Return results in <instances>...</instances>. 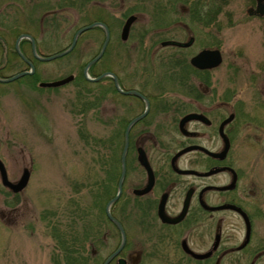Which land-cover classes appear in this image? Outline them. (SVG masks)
Returning <instances> with one entry per match:
<instances>
[{
	"label": "rangeland",
	"instance_id": "rangeland-1",
	"mask_svg": "<svg viewBox=\"0 0 264 264\" xmlns=\"http://www.w3.org/2000/svg\"><path fill=\"white\" fill-rule=\"evenodd\" d=\"M31 1L0 0V77L28 71L27 61L39 77L34 82L26 77L30 74H24L0 82V159L11 181L19 178L23 168H28L30 173L26 186L17 193L0 183V264H67L66 260L97 264L120 242V232L104 208L105 202L114 197L118 172L108 182L110 194L105 199L99 197L98 191V184L104 182L100 158L105 157V140L112 134L116 116L127 117V107H138L137 113L141 106L123 97L109 76L102 77L110 78L102 84L114 92L105 91L93 107H89L93 97H85L76 81L57 87L38 86L40 81L75 75L80 70L83 75L85 64L102 45L101 26L82 31L73 49L47 61L33 55L28 38H21L16 49L17 38L21 34L30 36L36 55L48 56L65 49L78 28L96 21L104 23L109 31L105 53L101 55L104 58L100 57L89 67L88 75L97 77L106 71L114 72L121 89L132 85L152 97L162 93L163 110H152L148 121L158 125L155 130L159 132L158 145L170 146L168 154H151L153 161L157 165L163 162V171L169 173L166 162L180 138L174 131L176 107L186 97L175 90L173 83L164 84L160 76H170L166 81L173 80L178 67L171 65L173 57L180 54L188 58L201 48L217 47L223 61L209 73L214 95L239 98L261 116L264 114V18L246 13L255 0H176L174 5L173 0H65V7L61 8L56 0ZM191 4L200 8L196 17ZM160 8L165 13L169 10L168 14L158 17ZM46 11L56 14L53 29H48V17L42 19ZM129 14L138 16L130 26L127 39L122 41L120 30ZM189 34L195 37L194 43L181 52L175 47L159 45L165 39L184 41ZM118 40L126 42V46H120ZM257 91L261 93L259 102L255 97ZM82 131L102 139L98 147L92 149L82 138ZM243 143L234 141L238 145L235 154L240 157L239 163L255 173L258 189L256 207L251 208V241L246 251L226 255L218 264L251 261L264 264V254L250 260L254 247L264 249V139ZM191 156L192 153H186L179 161L180 166H187ZM190 179L185 176L179 181ZM119 198L120 195L113 202L114 210L110 209L112 217L117 205L124 202ZM116 212L114 218L121 219L126 237V248L120 254L127 250L142 251L136 264H214V260H185L179 249L182 237H188L194 251L209 247L215 225L206 221L204 215L195 213L193 207L173 232L160 229L153 215L126 217L122 210ZM222 231L230 232L228 241L234 245L243 239V224L237 218L225 217ZM112 259L109 264H115Z\"/></svg>",
	"mask_w": 264,
	"mask_h": 264
},
{
	"label": "flooded vegetation",
	"instance_id": "flooded-vegetation-1",
	"mask_svg": "<svg viewBox=\"0 0 264 264\" xmlns=\"http://www.w3.org/2000/svg\"><path fill=\"white\" fill-rule=\"evenodd\" d=\"M49 12L50 11H46L42 16V19L44 16L48 15ZM189 37H192L193 41L187 47H164H175V50L178 52L186 50L193 45L195 40V37L192 34H189L184 41L188 40ZM29 46L31 51V43H29ZM206 48L218 49L220 51L221 64L223 56L221 50L217 47L201 48L190 54L188 58L184 55L176 54L177 56L175 58L173 57V61H170V63H172L171 65L175 66V68L176 65H178L176 68L177 70L175 69L176 71H174V80L164 81V84L170 85L173 83L175 90L179 91L186 97L184 101L179 100L178 102L182 103H178L179 105L176 107L178 116H176L177 118L174 120V131L179 134L180 138L179 145L177 148L175 147V149L173 148L174 150L170 151L172 153L166 162L167 167L169 168V173L163 171V162H161L160 165H157V163L153 161V155L151 154L155 152H159L161 155L168 154L170 146L161 145L160 147V145H158V140L156 138L159 136V132H155L158 125L156 123L152 124L148 121V117L152 110L155 109L157 112L162 109L160 106L162 104L161 102H164L161 98L162 93L152 97L150 93L142 90L138 86L131 85L122 88L125 91H135L141 95L123 94V97L129 99L131 103L141 106V109L137 113H135V111L138 107H127L129 114H127V117L123 116L125 120L127 118L122 130L123 138L126 126L138 116L142 114L144 115L137 119L128 130L125 172L121 183L119 198L120 200L123 199L124 202L122 205L121 203L117 205L118 207L112 212V215L117 217L116 211L118 210H122L126 217L141 215L144 217L153 215L156 220L159 221L160 229H164L165 232H173L186 220L193 207L195 213L198 215H204L206 221H209L210 224L213 222L215 225L209 247L205 251L211 248L214 237L217 233L219 234L218 244L208 257L202 259L192 257L183 249L182 243L193 250L188 243V237H182L180 239L178 244L179 249L185 255L186 258H183L185 260H214L215 263L216 260H223L226 255L238 253L245 249L247 250L251 241L253 222L251 208L254 209L256 207L258 197L257 183L253 175L255 173L252 174L247 167L239 163L240 157L235 154L238 145H234V141L236 142L237 139L240 140L241 145L244 141L248 142L251 139L261 142V140L264 139V114L262 113L261 116L254 114L252 112V107L246 106L239 98L214 95L212 91V83L209 79V73L220 64L215 67L198 68L190 62L193 56ZM180 56L184 58L180 60ZM185 64H187L189 68H187V65ZM116 78L119 82L117 76ZM157 92L158 91L154 92V94ZM259 94L261 93L257 91L255 95L258 102V98L260 97ZM258 105L261 106L260 103H258ZM168 106L170 105L168 104ZM187 114L191 115L190 118L182 122L183 117ZM151 125L153 127H151ZM181 129L185 131H182ZM254 130L258 131L256 132L257 134L254 133ZM185 147H191V149L172 160L175 153ZM159 148L161 151L158 150ZM122 149L123 144L119 156L118 176L115 179L114 184V195L117 193L118 189ZM140 149L146 156L152 171V178H150L148 170L138 159V151ZM186 153H192V156L188 165L181 167L179 161ZM172 163L178 169H187L194 172L188 174L179 173L173 169ZM165 169L166 168L164 167V170ZM172 175H175V177ZM185 176H189L191 179L183 183L181 182V179ZM1 185L4 186L2 183ZM98 186L100 195L102 190H104V187L101 183L98 184ZM4 187L11 191L8 187ZM188 192L189 200L183 217L177 222L162 221L159 217L160 211H162L164 216L169 218L177 217L181 213ZM109 200L110 199L105 202L104 208ZM205 205L207 207H204ZM222 205L230 206L216 209V207ZM233 207L242 210L250 222V239L241 249L236 248L242 240L237 245H234L230 243V240L228 241L230 238V232L224 233L222 231V222L225 217L229 216L231 218L239 219L243 224L245 232L244 219ZM110 209H112V211L114 210V203L110 205ZM135 211L138 212L134 213ZM233 227L230 229L235 230ZM115 229L119 231L116 226ZM167 238L168 236H166V239ZM125 244L126 243H124L123 247L112 260L116 261L122 259L126 261V264H136L135 260H141L142 251L138 250L136 252V250H127L126 253L120 254L126 248ZM118 246L119 244L114 250H116ZM95 252L96 251H94L93 254H96ZM111 253H109L107 257ZM147 253L150 254V252ZM251 253L253 255L250 260H256L264 254V249L254 250L253 252L250 251V254ZM106 258H104V260ZM115 264L117 263L115 262Z\"/></svg>",
	"mask_w": 264,
	"mask_h": 264
},
{
	"label": "water",
	"instance_id": "water-1",
	"mask_svg": "<svg viewBox=\"0 0 264 264\" xmlns=\"http://www.w3.org/2000/svg\"><path fill=\"white\" fill-rule=\"evenodd\" d=\"M246 13L248 15H259V16H263L264 17V0H256L255 6H248L246 8ZM137 19V14H129L121 27L120 30V39L122 41H125L128 37V32L130 29L131 24ZM94 26H101L104 30V39L102 42V45L100 47L99 52L92 58L90 59L84 66L83 68V75L86 79H89L90 81H97L100 78L104 77V76H109L112 78L114 86L117 88V90L122 93V94H135L137 96H141L139 95L137 92L135 91H125L123 89H121L118 86V81L116 78V75L113 72H103L100 75H98L97 77H91L90 75H88V69L89 67L95 62L97 61V59H99L101 57V55L103 54L106 45L108 43L109 40V31L106 27V25L102 22L96 21L93 23H90L88 25L82 26L80 28H78L73 37L72 40L70 42V44L63 50L56 52L54 54L48 55V56H39L36 55L35 53V49H34V42L33 39L26 35V34H21L16 42H15V47L16 49L18 48V42L21 38H28L32 44V50H33V55L38 58L39 60H43V61H47V60H51V59H55L57 57H61L64 56L66 53H68L71 49H73L74 44L77 40V37L79 36V34L82 31H85L91 27ZM193 41L192 37H189L188 40L186 41H178V40H174V39H167V40H163L160 42V46H177V47H187L189 46ZM20 54V53H19ZM20 56L22 57V55L20 54ZM23 58V57H22ZM190 62L195 65L198 68H208V67H215L217 65L220 64L221 62V55H220V51L218 49H210V48H206V49H202L201 51H199L195 56H193L190 60ZM27 63L29 64V70L28 71H23V72H19L13 76H10L8 78H1L0 77V82H7V81H11L13 79H16L19 76H22L24 74H31L33 72V66L30 62L27 61ZM74 75L73 74H68L66 76H63L61 78L55 79V80H50V81H40L38 82V86L39 87H57V86H61L64 85L68 82H70L73 79ZM144 114L138 116L137 118H135L134 120H132L125 128L124 131V138H123V149H122V153H121V171H120V176H119V180H118V189H117V193L114 195V197H112L105 206V211L106 214L108 215V217L110 218V220L114 223V225L117 227V229L120 232V242H119V246L117 247L116 250H114L103 262L102 264H109L111 259L116 256L118 254V252L120 251V249L123 247L124 243H125V232L124 229L121 225V223L115 219L114 217H112L110 215V205L117 199V197L120 195V188H121V183L124 177V172H125V154H126V150H127V144H128V130L130 128V126L140 117H142ZM190 114H187L186 116L183 117L182 122H184L185 120L190 118ZM182 131H185L183 129H181ZM191 147H185L183 149H180L178 152L175 153L174 157L172 158V160H174L176 157H178L179 155H181L184 152H187L188 150H190ZM138 159L140 161V163L148 170L149 176L150 178H152V171L150 169V166L148 164V161L146 159V156L144 154V152L140 149L138 151ZM172 167L175 171L179 172V173H193L194 171L192 170H181L176 168L173 163H172ZM29 170L28 168H23L21 175L19 176V178L16 181H11L9 180L7 173H6V169L5 166L2 162V160L0 159V182L8 187L12 192H19L21 191L27 184L28 182V178H29ZM188 200H189V192L186 195V198L184 200V204H183V208L181 213L177 216V217H173V218H169L167 216H164L162 211L159 212V217L162 221L164 222H177L179 221L186 209H187V205H188ZM230 206V205H229ZM227 205H222V206H218L216 207V209H220V208H226L229 207ZM204 207H207L206 205ZM232 207V206H231ZM235 210H237L242 218L244 219V223H245V232H244V237L242 242L237 246L236 249H241L242 247H244L250 239V222L246 216V214L240 210L239 208L233 207ZM218 240H219V234L217 233L214 237V241L213 244L211 246V248H209L207 251L204 252H197L194 250H191L190 248H188L186 245H184V243H182V247L183 249L186 251V253H188L189 255H191L192 257L196 258V259H202L205 257H208L210 255V253L212 252L213 249H215V247L218 244ZM219 260H216L214 264H218ZM117 264H126L125 260L122 259H118L116 260ZM253 261H251L249 264H252Z\"/></svg>",
	"mask_w": 264,
	"mask_h": 264
},
{
	"label": "trees",
	"instance_id": "trees-1",
	"mask_svg": "<svg viewBox=\"0 0 264 264\" xmlns=\"http://www.w3.org/2000/svg\"><path fill=\"white\" fill-rule=\"evenodd\" d=\"M64 1L65 0H58V1L56 0L57 6H59L60 8L63 7V6L65 7ZM79 1H82V0H79ZM175 1L176 0L172 1V5H174ZM189 6L191 7V9H192V7L194 8L193 11H192L194 17L199 15V9L200 8L198 6L194 7V4H191ZM158 10H157L158 17L165 16L166 14H168V11H169V10H167V12L165 13L164 10L161 9V8L158 9ZM135 11H137V10H135ZM206 14H208V12H206ZM44 17H48V21H49L48 22L49 23L48 24V29H51V28L53 29V27H56V25L54 24V20H55L56 14H53L52 12H50V13H48V15H46ZM98 28H100V27H98ZM118 42H119L120 46H126V42H122L120 40H118ZM72 52H73V50H72ZM104 53H105V51H104ZM104 53H103V55H104ZM101 58L103 59L104 57H101ZM185 65H187V64H185ZM186 67L189 68L188 65ZM0 74H1V72H0ZM70 74H73V73H70ZM26 77H28V78L30 77L31 80H33L34 82H37L39 80V77L37 76L36 72H33L32 74H30V75H28ZM160 77H161L160 80H165V81H166V77L171 79L170 76L164 77V76L161 75ZM104 79H110V78L109 77H105V78H102L98 82L87 81V80L84 79V77L82 75V71L80 70V71H77V74L74 75V78L72 79L71 82L76 81L77 85L79 84L82 87V91L84 92L83 94H84L85 97H87V98L88 97H93L92 100H91V104L89 106V107H93V106H95L98 103V101H100V99L103 96V94H105V91L111 90L112 92H114V90L112 88L109 89V90H106L108 88H105V86L102 84ZM172 79L174 80L173 76H172ZM95 86H97L98 88L95 89L94 88ZM115 124H116L115 127L111 131L112 134L110 135V137L107 138V140H105V142H107L106 146H105L106 149L104 150V153H103L105 155V157L104 158H102V157L100 158L101 162H103L102 166H101V169H102L103 174H104L103 175L104 176V182L101 183V185L104 187V190H102L101 194L99 195V197H101L102 199H105L108 196V194L110 192L108 190L109 189L108 188V184L113 180V178H114V176L116 174V171L118 172L119 156H120V151H121V147H122V144H123L122 130H123V127L125 125L124 117L120 116V115L116 116L115 117ZM81 135H82V138L86 139V143L90 147H92V149L94 147H98V144H100L99 141L102 140V139H98V140L95 139L93 136H91L86 131H82ZM111 140H113L112 143H111ZM105 180H108V181L106 182ZM101 195H103L104 197L101 196ZM118 219L121 221L120 218H118ZM86 239H87V237L85 238V240ZM254 248H253V251L256 250L258 247H256L255 249ZM262 248H259V249L263 250ZM245 251H246V249H245ZM68 252L70 253V251H68ZM96 256L97 255H95V257ZM96 259H98V258H96ZM101 262H102V260L99 259L97 264H100ZM66 263L67 264H86V260H66Z\"/></svg>",
	"mask_w": 264,
	"mask_h": 264
}]
</instances>
